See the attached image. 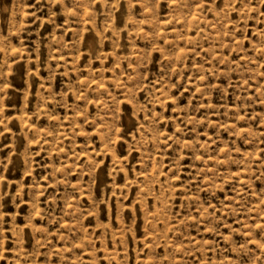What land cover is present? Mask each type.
<instances>
[{
    "label": "rangeland",
    "instance_id": "374dc122",
    "mask_svg": "<svg viewBox=\"0 0 264 264\" xmlns=\"http://www.w3.org/2000/svg\"><path fill=\"white\" fill-rule=\"evenodd\" d=\"M0 264H264V0H0Z\"/></svg>",
    "mask_w": 264,
    "mask_h": 264
}]
</instances>
